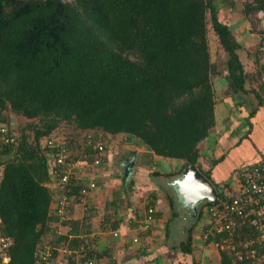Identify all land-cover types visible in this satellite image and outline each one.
<instances>
[{
	"label": "trees",
	"instance_id": "16d2710c",
	"mask_svg": "<svg viewBox=\"0 0 264 264\" xmlns=\"http://www.w3.org/2000/svg\"><path fill=\"white\" fill-rule=\"evenodd\" d=\"M237 7V0H0V217L3 233L12 239L10 260L0 264H40L45 236L52 238L45 244L55 257L59 246L74 250L94 244L88 228L81 235L78 221H61L51 209L58 193L49 186L50 159L62 150L72 162L92 164L106 162L116 147L120 151L135 141L149 155L201 168V144L217 125V74L226 78L229 95L245 97L240 107L250 100L249 128L238 143L250 139L252 119L264 108V65L262 71L248 69L242 52L259 63L264 31L251 53L229 23ZM255 11L264 12V0L244 3L245 16ZM209 23L227 54L223 74L212 59ZM8 111L29 122L15 128ZM119 135L110 147V138ZM52 139L54 144L45 142ZM262 160L245 161L233 180ZM201 170L211 179L210 171ZM77 178L70 185L72 196L88 183ZM128 184L132 187L133 179ZM214 185L219 199L225 198L223 187ZM212 205L208 201L205 207ZM149 207L155 210V203ZM57 221L72 228L60 233ZM117 226L115 221L110 227ZM188 237L182 245L188 246ZM220 252L221 264H246L229 250ZM73 262L71 255L67 264Z\"/></svg>",
	"mask_w": 264,
	"mask_h": 264
},
{
	"label": "crops",
	"instance_id": "0c3cea01",
	"mask_svg": "<svg viewBox=\"0 0 264 264\" xmlns=\"http://www.w3.org/2000/svg\"><path fill=\"white\" fill-rule=\"evenodd\" d=\"M239 98L245 99L243 96ZM234 100L236 99L230 95L227 101L223 102V106L218 107L217 104V125L201 144L202 157L199 161L201 168L210 170L212 178L215 181L218 178L219 182L224 181L223 183L228 182L225 181L227 179L231 180V177L236 175V168L245 161L254 162L264 158V108L252 119L250 139L238 143L240 137L249 128L245 118L250 113L251 106L249 108L248 103L242 102L240 107V104H235ZM227 104L228 109L225 108ZM148 151L135 141L125 144L120 150V155L117 157L120 164L130 160L133 162L130 178L126 179L129 182L133 179V186L130 187L121 180L120 183L116 177V183L110 184L108 190L104 191L105 185L101 182L98 192L104 197L107 196L104 207L107 206L110 210L101 212L99 196L92 201L90 217H86L87 212L75 204L70 208L68 217L61 218V221L75 220L79 222L81 232L86 231L87 228L90 230L88 236H93L95 240L92 246L97 264H221V249L216 241H208L206 237L208 219L205 215V204L200 206L198 213H194L192 208L184 203L177 186L173 184L175 178L182 175L185 168L184 161L152 156ZM221 156H223L221 161L212 163ZM226 159L230 163L225 162ZM117 160L114 159V164ZM196 166L202 171L198 165ZM220 171L223 172L222 176L218 174ZM230 171V174L234 173L231 177L230 175L226 177ZM171 172L175 174L166 175ZM234 181L231 180L232 187ZM119 183L121 185L118 188ZM169 197L172 198V204ZM116 200L123 201L121 208L108 206L109 202ZM151 201L155 203L156 220L149 230L140 234L139 242H133L132 236L136 232L138 222ZM201 210L202 217L199 218ZM61 221L55 223L56 231L60 232V228H65L66 232L70 231V223ZM115 221L118 222L117 229L122 231L120 236H113L110 232L113 228L108 227ZM189 235L191 239L188 246L182 245ZM185 248L191 250L184 251ZM58 250L54 264H67L71 256L67 250L72 249L59 246Z\"/></svg>",
	"mask_w": 264,
	"mask_h": 264
},
{
	"label": "built area",
	"instance_id": "2783aa9c",
	"mask_svg": "<svg viewBox=\"0 0 264 264\" xmlns=\"http://www.w3.org/2000/svg\"><path fill=\"white\" fill-rule=\"evenodd\" d=\"M45 142L51 145L55 141L52 139ZM101 163V159H97L92 164L82 160L72 162L68 160L65 150L58 153L56 157H51L50 170L54 181L49 185L54 187L56 183L59 185L56 186L57 189L52 187L53 191L58 193L53 196L51 203V209L56 214L61 218H67L70 205L72 207L74 204L73 201L83 205L87 210L91 207L93 191L98 186L96 178L98 174L90 171ZM89 166H91L90 170ZM81 167L82 169L86 167L89 173L79 178L88 183L81 189L79 195L72 196L70 185H73V178L76 180L79 175L77 173L76 176L73 171ZM232 188L233 192L225 190V198L218 203L205 207V215L209 219L206 237L208 238L209 235L218 237L217 246L232 252L238 261L246 264H264V160L240 170ZM154 212L153 207L146 209L132 236L133 242H139L140 234L149 230L155 222ZM1 223L0 217V259L5 263L4 261L9 257L8 250L12 239L3 233ZM110 232L113 236H120L122 231L116 228L111 229ZM67 252L74 257L72 264L96 263L95 250L89 242ZM38 255L40 264L54 263V251L50 244L42 246Z\"/></svg>",
	"mask_w": 264,
	"mask_h": 264
},
{
	"label": "rangeland",
	"instance_id": "374dc122",
	"mask_svg": "<svg viewBox=\"0 0 264 264\" xmlns=\"http://www.w3.org/2000/svg\"><path fill=\"white\" fill-rule=\"evenodd\" d=\"M65 1H72V0H65ZM246 1H249V0H237V3H238L237 11L232 13L231 18H229V23L231 24V26H232L237 38L246 46V48L248 50H251V53L252 52L254 53V51H255V49L257 47V44H259L261 42V36L262 35H260V32L264 31V12L255 11V12H252L249 16H245L243 14V12H242V7H244V3ZM208 38H209V45H210V50H211V55H212L213 62H215V64L217 65V69L221 73L222 72L224 73V71L227 68V66H226L227 54L223 50V48H222V46H221V44H220V42L218 40V36L215 33L211 23H209ZM247 49H245V50H247ZM262 50H264V49H262ZM242 55H243L244 60L247 63V68L248 69H250L252 71H257V70L258 71H262L263 65H264V52L261 54V59H260L259 63L256 62L255 56L253 54L250 57L248 55V52L243 51ZM262 76L264 77V72H263ZM214 84H215V92H216V99H217L218 107H221V106L224 105L223 102L227 101L228 97L230 96L229 95L230 93L228 92L229 88L227 86L226 78L224 76H219L217 74V75L214 76ZM225 98H227V99H225ZM246 100H248V97L246 98ZM232 101H233V99L230 101L231 102L230 104H232ZM239 102H241V99L238 97L234 103H239ZM248 104H249V108H250V106H251L250 100H249ZM226 107L228 109V104H227V106H225V108ZM8 116L14 122V127L15 128L21 127L22 125H25L26 123L29 122V119H27L25 117H22V116H19V115H15L11 111H8ZM17 133L21 134V131L17 130ZM119 138H120V135L110 138V140H111L110 147L115 148V146L119 143ZM119 149H120L119 147H116V150L114 149V152L110 154L109 160H107L106 162H102L99 165H96L94 167V169H92L90 171V172H92V171L93 172H97V174H98L97 177H96L98 186L96 187V190L93 191L94 194H93L92 201L95 198H98L99 196L101 197V203H100L101 206L99 207V209L102 208L101 212H103L104 210H106V212H107V210H110V208H108L107 206H106V208L104 207L105 206L104 202H105L107 196L104 197L102 194H99V192H98L100 190L101 182H103V184L105 185V189H103L104 191L108 190V188H109L108 186L110 184L116 183L115 182L116 177H118V181L119 182H120V180H121V182L124 181L126 183V185H128V183H129L128 180L125 181L123 175H125L127 178L128 177L130 178L131 169L127 170L130 167L128 165V161H124L121 164H120V162H118L119 159L117 160V157L120 155ZM114 159L117 160L116 164H114L115 163ZM225 162L230 163V161L228 159H226ZM118 165H120V168H118ZM84 168H86V167H83V169H82V167L81 168H76L73 172H75L76 176H77V173H79V176L87 175L89 173V171L85 170ZM0 171H1V168H0ZM204 171L207 172V171H210V170H206L205 169ZM122 173H123V175H122ZM230 173H231V171L227 174L226 177H228V175H230L229 177H231V175L234 172H232V174H230ZM218 174L220 176H222L223 172L220 171V172H218ZM210 177H211L210 180L212 182L214 181L213 182L214 184H216V185H220L221 184L222 185V187H223L222 190L223 191L229 190V188L226 187V184L223 183L224 181L219 182V179L217 178L216 181H218V182H216L212 178V174H210ZM234 177L235 176L231 177L232 181H234L233 180ZM231 180L227 179L225 181H228L227 183H231ZM120 183L118 184V188L121 185ZM55 185L59 186L57 183ZM51 186L54 187L53 185H51ZM56 186L54 188L57 189L58 187H56ZM91 204H93V202H91ZM205 205H206V203H205ZM91 206H93V205H91ZM79 208H82L83 211L87 212V209H85V207H83V205L79 204ZM89 209H91V207ZM70 227H71V225L69 224V229L72 228V227L71 228ZM108 227H110V226L108 225ZM60 230H61L60 233H64V232L67 231L65 228H60ZM82 234H84V233L81 232V235ZM89 237H93V236L89 235ZM51 239H52L51 237L46 238V236H45L42 239L41 243H40L41 247L46 245L45 243H47ZM39 249H38V251H39ZM9 260H10V258L8 257L4 262L6 263Z\"/></svg>",
	"mask_w": 264,
	"mask_h": 264
},
{
	"label": "water",
	"instance_id": "95a60500",
	"mask_svg": "<svg viewBox=\"0 0 264 264\" xmlns=\"http://www.w3.org/2000/svg\"><path fill=\"white\" fill-rule=\"evenodd\" d=\"M128 165L130 167L127 170H130L133 167V162ZM173 184L177 186L184 203L192 208L194 213H198L200 206L208 201L212 203L220 201L216 186L198 169L196 164L186 165L182 175L175 178ZM49 186L52 188L51 185Z\"/></svg>",
	"mask_w": 264,
	"mask_h": 264
}]
</instances>
